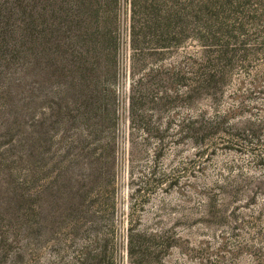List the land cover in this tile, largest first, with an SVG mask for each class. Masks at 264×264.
I'll return each mask as SVG.
<instances>
[{
  "label": "rangeland",
  "instance_id": "rangeland-1",
  "mask_svg": "<svg viewBox=\"0 0 264 264\" xmlns=\"http://www.w3.org/2000/svg\"><path fill=\"white\" fill-rule=\"evenodd\" d=\"M130 2L114 79L45 55L0 98V264H264V0L135 59Z\"/></svg>",
  "mask_w": 264,
  "mask_h": 264
},
{
  "label": "trees",
  "instance_id": "trees-1",
  "mask_svg": "<svg viewBox=\"0 0 264 264\" xmlns=\"http://www.w3.org/2000/svg\"><path fill=\"white\" fill-rule=\"evenodd\" d=\"M201 1L131 0L129 39L134 59L147 52L177 49L188 39L206 50L223 49L217 39L220 33L210 26L209 0ZM121 3L0 0V98L18 87L13 76L16 71L17 75L39 72L45 55L53 57L59 77L114 79L121 45ZM191 24L197 25L193 34ZM225 33L231 38V32ZM17 58L25 63L22 69L16 65ZM213 66L209 60L207 68ZM211 83L217 82L212 75H205L201 89Z\"/></svg>",
  "mask_w": 264,
  "mask_h": 264
}]
</instances>
